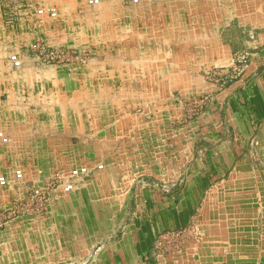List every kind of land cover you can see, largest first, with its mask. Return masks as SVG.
<instances>
[{"label":"crops","instance_id":"crops-1","mask_svg":"<svg viewBox=\"0 0 264 264\" xmlns=\"http://www.w3.org/2000/svg\"><path fill=\"white\" fill-rule=\"evenodd\" d=\"M100 2L0 0V175L24 174L0 187V208L91 169L73 193L53 192L46 215L0 232V264H264V171L247 153L264 132V0ZM40 35L94 44L95 57L41 64L27 48ZM248 47L238 81L201 76ZM205 93L187 120L179 99ZM191 228L201 238L157 253L161 234Z\"/></svg>","mask_w":264,"mask_h":264},{"label":"built area","instance_id":"built-area-1","mask_svg":"<svg viewBox=\"0 0 264 264\" xmlns=\"http://www.w3.org/2000/svg\"><path fill=\"white\" fill-rule=\"evenodd\" d=\"M87 3L95 6L100 4V0H87ZM36 14L39 16L48 14L51 18L57 17V11L55 9L47 11L45 9H38ZM34 43L37 56L45 65L66 64L71 60L72 51L48 45L41 38L36 39ZM249 59L250 54L248 53L245 55H236L233 66L214 70L210 73V79L217 84L223 85V87L235 80H239L246 67L244 64H248ZM11 62L16 68H19L22 64L18 55L12 56ZM211 100L210 95L195 99L192 105H190L193 115L200 114ZM0 140L3 144L9 143V138L3 132H0ZM90 173L91 169L89 167H80L72 170L66 181H62L61 178H53L43 187L33 185L27 188L20 197L12 200L0 209V232L16 221L28 217L46 215L52 194L55 190L62 188L65 194L73 193L78 186V181L86 178ZM15 177L16 180L22 181L24 174L21 170H17ZM10 186L11 182L9 179L6 176H0V187L8 188ZM190 236L201 238L202 235L198 230H193L192 228L163 233L157 239L156 251L157 253L166 252L168 254L179 253L183 250L185 242Z\"/></svg>","mask_w":264,"mask_h":264},{"label":"rangeland","instance_id":"rangeland-1","mask_svg":"<svg viewBox=\"0 0 264 264\" xmlns=\"http://www.w3.org/2000/svg\"><path fill=\"white\" fill-rule=\"evenodd\" d=\"M101 3V2H100ZM100 5V4H99ZM43 9V8H41ZM42 18V17H40ZM43 19V18H42ZM41 19V20H42ZM10 26H14L17 24V22L15 20H13L12 18H10V15L8 16V22H7ZM38 38H41V39H44L48 45H51V46H54V47H58V48H62V49H66V50H69V51H72V55H71V60L66 63V64H60V65H70V64H73V65H79V64H89L95 57V45H84V46H81L79 44H75V43H72V44H66L64 42H57V43H51L48 41V39L45 37V36H36L35 39L28 45V52L29 54L39 62L41 64H44L40 61V59L38 58L37 56V52L34 48L35 46V41L36 39ZM258 47H262V46H258ZM260 49V48H258ZM257 48H243L242 50L240 51H237L235 54H234V57H233V60L235 59V56L236 55H239V54H250V59H249V62L248 64H244V66L246 65L245 69L243 70V75L242 77L246 76V74L248 73V69L252 63V61L254 60L256 54H257ZM16 54H10V62H11V57L14 56ZM21 60V59H20ZM12 63V62H11ZM233 64H234V61H233ZM233 66V65H232ZM14 67V66H13ZM16 68V67H14ZM228 68V67H227ZM17 69V68H16ZM216 69H223V68H213V69H207V70H204L202 72V77L204 78V80L208 83H212L216 86L219 87V89H224L226 87H228L230 84L234 83L235 81H238V80H235L234 82H231L229 83L228 85H226L225 87H223V85L221 84H217L215 83L214 81H212L210 79V73L213 72L214 70ZM209 94H202V95H199V96H195V97H190V98H181L179 99L178 103L182 105V107L184 108V115L185 117L187 118V120L189 121H192V120H195L198 116H200L206 109V107L209 105V103L204 107V109L201 111L200 114L198 115H193V111H192V107H190V105H192V102L197 99V98H200L202 96H208ZM2 143V142H1ZM10 143V141H9ZM8 144H3V145H6L8 146ZM252 147L247 151L248 155L250 157H252L253 159H257L258 163L260 164V167L262 168V170L264 171V132L262 134H260L259 136V139L258 140H255L254 142L252 141ZM74 170V169H73ZM16 172V171H15ZM71 173V172H70ZM70 174L68 175H63V174H58V175H55L45 181H43L42 183H39L37 184L38 186L40 187H43L47 184L48 181H50L51 179L53 178H61L62 181H66L68 179ZM0 176H4V175H0ZM14 177H15V173H14ZM10 181V180H9ZM11 182V185H13L15 182H20L18 180H16V177H15V180L14 182L13 181H10ZM26 187V186H25ZM31 186H27L26 188H29ZM2 188V187H1ZM25 191V190H24ZM23 191V192H24ZM23 194V193H22ZM21 194V195H22ZM20 195V196H21ZM19 196V197H20ZM11 202V201H10ZM9 202V203H10ZM8 204V203H7ZM5 206V205H4ZM3 207V206H2ZM1 207V208H2ZM0 208V209H1ZM41 216H44V215H41Z\"/></svg>","mask_w":264,"mask_h":264}]
</instances>
